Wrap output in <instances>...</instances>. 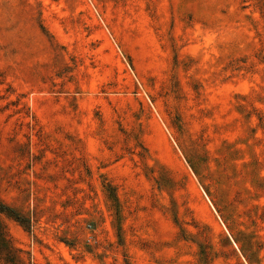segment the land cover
Segmentation results:
<instances>
[{
    "label": "rangeland",
    "instance_id": "obj_1",
    "mask_svg": "<svg viewBox=\"0 0 264 264\" xmlns=\"http://www.w3.org/2000/svg\"><path fill=\"white\" fill-rule=\"evenodd\" d=\"M0 204V264H264V0H0Z\"/></svg>",
    "mask_w": 264,
    "mask_h": 264
},
{
    "label": "trees",
    "instance_id": "obj_2",
    "mask_svg": "<svg viewBox=\"0 0 264 264\" xmlns=\"http://www.w3.org/2000/svg\"><path fill=\"white\" fill-rule=\"evenodd\" d=\"M9 213V209L0 204V214ZM15 217V216H14ZM16 219L24 223L19 216H16ZM16 253V250L11 246L9 239L7 238L2 223L0 222V254L3 257H11Z\"/></svg>",
    "mask_w": 264,
    "mask_h": 264
}]
</instances>
